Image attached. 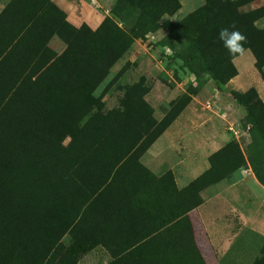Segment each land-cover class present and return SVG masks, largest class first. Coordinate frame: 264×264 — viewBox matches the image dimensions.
<instances>
[{
    "label": "rangeland",
    "instance_id": "obj_1",
    "mask_svg": "<svg viewBox=\"0 0 264 264\" xmlns=\"http://www.w3.org/2000/svg\"><path fill=\"white\" fill-rule=\"evenodd\" d=\"M205 1L178 0V8L172 14L162 15L155 23L149 19L144 24L139 5L130 0H79L82 26L95 31L104 19H111L129 40L120 46V55L94 90L95 108L106 124L111 112L117 125L123 124L129 129L130 123H138V134L145 136L141 147L153 137L159 138L178 119L175 128L161 136L162 149L167 150L171 143V150L179 157L186 145L200 153L207 147L208 134L211 147L223 148L220 162L225 176L250 168L252 173L260 175L264 184V142L253 131L247 117L248 112L251 114L264 103V0H208L221 8L220 12L211 13L212 23L222 15L223 24L232 25L236 24V17L243 16L251 22L255 33L246 44L251 51L243 57L233 59L222 44L236 72L224 84L213 79L208 69L212 56L209 51L213 53L216 45H206L203 52L194 47L196 26L202 20ZM183 32L187 38L183 37ZM125 133L131 134L129 130ZM67 142L68 138L63 141ZM136 160L128 163L126 175L119 178V183L132 181L130 173L138 174ZM94 171L97 173V167ZM28 179L35 183V178L29 176ZM29 180L23 178L20 183ZM210 184L200 180L194 185V191L188 192L195 197V204L201 201V192ZM123 190L127 191V186ZM47 207L49 214L45 223L26 221V217L34 219L33 214L19 215L14 223L0 220V264H36L41 262L44 251L55 249L47 255L50 257L47 264H53L65 249L72 250L71 246L77 249L72 254L76 264H102V255L89 254L90 250L80 253L86 249L82 248L81 238L76 234L78 230L69 235L58 234L64 224L61 219L66 215L61 210V214L58 213L52 204ZM87 226L92 228L89 223ZM242 244L260 246L261 253L253 264H264V238L243 240ZM55 251L60 253L55 254Z\"/></svg>",
    "mask_w": 264,
    "mask_h": 264
},
{
    "label": "crops",
    "instance_id": "obj_2",
    "mask_svg": "<svg viewBox=\"0 0 264 264\" xmlns=\"http://www.w3.org/2000/svg\"><path fill=\"white\" fill-rule=\"evenodd\" d=\"M66 23L73 28L82 25L79 0H0L4 130L32 123L33 112L48 122L51 106H65L66 67L57 59L66 50L59 35L64 37ZM177 120L161 136L175 128ZM161 136L137 158L140 169L137 175L129 174L132 181L118 182L126 170L113 181L122 190L127 186L123 194L137 212L89 219L99 239L89 254L102 255V264L111 262L110 253L122 255L116 264H253L262 248L242 241L264 238V186L250 168H242L206 187L193 206L191 193H182L209 168L208 157L221 147H211L207 134V147L200 153L186 145L179 157L171 143L167 150L161 148Z\"/></svg>",
    "mask_w": 264,
    "mask_h": 264
},
{
    "label": "trees",
    "instance_id": "obj_3",
    "mask_svg": "<svg viewBox=\"0 0 264 264\" xmlns=\"http://www.w3.org/2000/svg\"><path fill=\"white\" fill-rule=\"evenodd\" d=\"M130 1L139 5L140 17L144 24L149 19L155 23L162 15H170L178 8V0ZM202 11L204 14L200 24L196 26L194 47L203 52L206 45H216L213 53L209 51L212 56L208 69L213 79L224 84L235 76L236 72L229 62V56L224 53L218 33L221 28L231 24H223L222 15L218 16L216 23H212L211 18L209 19L211 13L220 12L221 8L208 0L205 1ZM236 18V28L244 33L248 40L255 34L251 22L243 16ZM65 31L64 37L59 35L66 43V50L63 56L57 59L60 66L64 61L66 67L65 106H57L58 103L51 106L48 122H45V118L41 122L40 118H37L40 114L33 112L32 123L25 127L18 124L16 129L13 127L12 130H4L7 125L3 127L4 124H0V129L2 127L3 130L0 132V220L14 223L18 221L19 215L33 214L35 218L26 217V221L37 220L45 223L49 214L47 206L52 204L58 213L61 210V213L64 211L66 215L64 220L61 219L64 224L58 234L69 235L78 230L76 234L81 238L82 248L86 249L80 252L83 254L99 244V239L94 237L98 230L91 227L88 229L89 219L93 217L95 221L137 212L129 208V198L124 196L122 188L117 187L118 184L113 181L118 173L126 170L128 163L131 164L139 157L156 136L141 147L145 136L138 134V123H130L129 129L123 124L117 125L114 112H111L106 124L95 108L97 99L93 97V92L120 55V46L129 42L128 38L107 18L95 31L82 25L73 28L67 23ZM183 37L188 36L183 32ZM61 101L60 98V104ZM140 105L143 106L142 102ZM247 117L253 131L260 135L264 142V103L259 104L251 114L248 112ZM25 118L30 119V115ZM126 130L132 135L127 136ZM66 138L68 142L63 145ZM118 139L121 141H117ZM223 153V148H220L211 154L208 157L209 168L190 182L182 194L191 189L194 191V185L200 180L212 184L224 178V165L222 167L220 162ZM135 165L140 169L137 160ZM95 167L97 173L94 171ZM253 174L264 186L260 175L257 172ZM29 176L36 179L35 183H30ZM165 176L170 178L169 173ZM23 178H27L29 182L20 183ZM82 179L85 181L82 183H96L95 187L81 188L79 182ZM101 186L104 187L101 189ZM197 204L193 196L192 205ZM189 206L191 205L188 204V208ZM57 237L59 239L60 236ZM71 247L72 250L65 249L53 264H76L72 254H75L77 249ZM60 248L62 247L59 246L58 249ZM50 251H44L41 262L36 264H47ZM58 251H55V254L60 253ZM109 255V264L121 261L122 255Z\"/></svg>",
    "mask_w": 264,
    "mask_h": 264
},
{
    "label": "clouds",
    "instance_id": "obj_4",
    "mask_svg": "<svg viewBox=\"0 0 264 264\" xmlns=\"http://www.w3.org/2000/svg\"><path fill=\"white\" fill-rule=\"evenodd\" d=\"M218 39L233 59L243 57L251 51L250 48L245 47L247 36L236 28L235 23L221 28L218 33Z\"/></svg>",
    "mask_w": 264,
    "mask_h": 264
}]
</instances>
